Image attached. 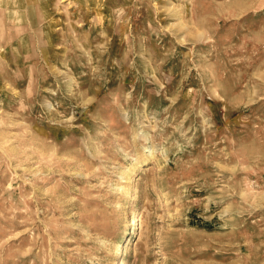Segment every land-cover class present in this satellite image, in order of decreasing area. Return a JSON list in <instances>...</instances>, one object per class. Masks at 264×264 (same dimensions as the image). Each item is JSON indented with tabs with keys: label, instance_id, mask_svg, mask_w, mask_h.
Listing matches in <instances>:
<instances>
[{
	"label": "rangeland",
	"instance_id": "1",
	"mask_svg": "<svg viewBox=\"0 0 264 264\" xmlns=\"http://www.w3.org/2000/svg\"><path fill=\"white\" fill-rule=\"evenodd\" d=\"M70 3L0 0V264H264V0Z\"/></svg>",
	"mask_w": 264,
	"mask_h": 264
},
{
	"label": "crops",
	"instance_id": "2",
	"mask_svg": "<svg viewBox=\"0 0 264 264\" xmlns=\"http://www.w3.org/2000/svg\"><path fill=\"white\" fill-rule=\"evenodd\" d=\"M48 1V0H47ZM54 2V1H53ZM69 2H71L70 4H72L73 6H71V10H73V9H77V6H75V5H77V4H79L78 3V0H67V4H69ZM31 9H32V11H35V9H36V5L35 4H32L31 5ZM5 9H3L1 6H0V19L1 20H3V18H4V15H2V12L4 11ZM10 23H13V22H10ZM13 24H11V26H12Z\"/></svg>",
	"mask_w": 264,
	"mask_h": 264
},
{
	"label": "bare ground",
	"instance_id": "3",
	"mask_svg": "<svg viewBox=\"0 0 264 264\" xmlns=\"http://www.w3.org/2000/svg\"><path fill=\"white\" fill-rule=\"evenodd\" d=\"M143 226V223H141V227Z\"/></svg>",
	"mask_w": 264,
	"mask_h": 264
}]
</instances>
